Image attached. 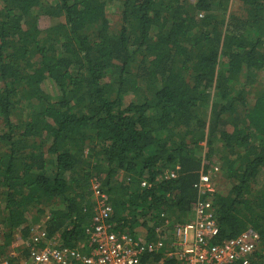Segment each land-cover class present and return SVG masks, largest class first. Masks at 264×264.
<instances>
[{
  "label": "trees",
  "instance_id": "trees-1",
  "mask_svg": "<svg viewBox=\"0 0 264 264\" xmlns=\"http://www.w3.org/2000/svg\"><path fill=\"white\" fill-rule=\"evenodd\" d=\"M204 146L220 239L256 231L264 264V0H0L1 253L47 216L48 238L88 253L93 183L114 230L167 242Z\"/></svg>",
  "mask_w": 264,
  "mask_h": 264
},
{
  "label": "built area",
  "instance_id": "built-area-1",
  "mask_svg": "<svg viewBox=\"0 0 264 264\" xmlns=\"http://www.w3.org/2000/svg\"><path fill=\"white\" fill-rule=\"evenodd\" d=\"M200 162L202 167L193 185L199 197L192 205V218L172 229L170 247L165 242L167 238L142 245L129 233L114 230L109 222L113 211L108 197L93 183L97 206L91 225L86 227L88 253L63 246L59 236L48 238L44 221L31 228L28 240L12 245L0 256V264H140L143 252L157 253L161 249L160 264H165L164 259H169L170 264H253L257 260L259 234L246 230L236 237L220 239L212 204L219 165L206 158L205 150ZM165 176L174 178L176 174L167 170ZM157 234L161 236V232Z\"/></svg>",
  "mask_w": 264,
  "mask_h": 264
},
{
  "label": "rangeland",
  "instance_id": "rangeland-1",
  "mask_svg": "<svg viewBox=\"0 0 264 264\" xmlns=\"http://www.w3.org/2000/svg\"><path fill=\"white\" fill-rule=\"evenodd\" d=\"M106 12H107V17H109V19H110V23H111V24H112V23L115 24V23L117 22L118 18H119V12H118V9H117V5H115L114 3L109 4L108 7H107ZM46 19H47V18H46ZM47 21L49 22L48 19H47ZM48 22H45V23L48 24ZM49 24H50V23H49ZM46 85L50 86L49 83H46ZM127 97L130 98L129 96H127ZM202 145H204V143H203ZM205 150H206V149H205ZM219 176H220V175H218V176L215 178L216 183H217V189H223V187H224V188L226 187V184H222V180L220 179ZM228 188H229V184H228ZM91 199H92V197H91ZM1 202H2V200H0V208L2 209V208H3V204H2ZM44 218H45V217H41V221H40L39 223H36V224L31 225V227H32V226H35V225H38V224H41ZM172 234H173V233H172V228L169 227L168 241L166 242V244H167L168 247H170V242H171V240L173 239V235H172ZM28 237H29V236H28ZM0 240H1V239H0ZM26 240H28V238H27V239H23V238L21 237V232H20V230H17V231L15 232L14 239L12 240V243H11L10 246H12V245H16V244H21V242L26 241ZM10 248H11V247H9L8 250H9ZM6 253H7V251H5L4 253H1V252H0V256L5 255Z\"/></svg>",
  "mask_w": 264,
  "mask_h": 264
},
{
  "label": "clouds",
  "instance_id": "clouds-1",
  "mask_svg": "<svg viewBox=\"0 0 264 264\" xmlns=\"http://www.w3.org/2000/svg\"><path fill=\"white\" fill-rule=\"evenodd\" d=\"M205 149H206V147L204 146V148H203V150H202V151H204ZM201 154H202V152H201ZM205 156H206V150H205ZM206 158H207V157H206ZM213 160L217 161V160H216V159H214V158H213L211 161H213ZM47 219H48V216H47V217H45V218L43 219V221H42V222L46 221ZM38 225H40V224H38ZM35 226H37V225H35ZM32 227H33V226H32ZM32 227H31V228H32ZM31 228H30V230H31ZM168 231H169V230H168ZM30 232H31V231H30ZM8 251H9V250H8ZM8 251H7V252H8Z\"/></svg>",
  "mask_w": 264,
  "mask_h": 264
}]
</instances>
